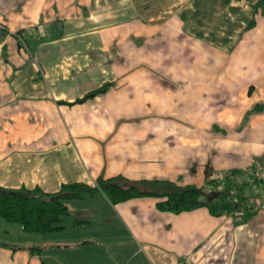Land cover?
I'll list each match as a JSON object with an SVG mask.
<instances>
[{
  "label": "crops",
  "instance_id": "crops-1",
  "mask_svg": "<svg viewBox=\"0 0 264 264\" xmlns=\"http://www.w3.org/2000/svg\"><path fill=\"white\" fill-rule=\"evenodd\" d=\"M203 2L0 0V187L56 194L123 176L200 189L234 171L261 197L255 214L214 208L219 182L201 199L218 214L97 193L70 201L54 233L0 219V264H264V111L247 115L264 105V61L237 73L251 90L240 105L233 72L198 38L209 18L188 22Z\"/></svg>",
  "mask_w": 264,
  "mask_h": 264
},
{
  "label": "trees",
  "instance_id": "trees-1",
  "mask_svg": "<svg viewBox=\"0 0 264 264\" xmlns=\"http://www.w3.org/2000/svg\"><path fill=\"white\" fill-rule=\"evenodd\" d=\"M255 9L264 11V0H259ZM255 23V20L251 19L248 29L252 28ZM17 36L22 41H25L20 33ZM102 91H94L91 95L85 97V99ZM262 111H264V105H257L247 115L250 116L253 113ZM262 164L263 161L260 159L255 162L254 168L257 165L262 166ZM209 171L210 169H208ZM235 173L234 171L228 172L223 178L225 182L227 181L228 184L236 188L234 194L227 191L225 196L230 199L233 195L232 203L234 204V209H244V212H246L245 218L247 219L255 214L252 207L247 205L249 199L246 195L248 183L239 185L231 183L230 177ZM254 181L258 183L260 180L256 181L254 179ZM212 183L216 184V181L206 182V187L210 188L209 184ZM206 187L200 189L195 186L180 187L168 181H132L123 176L107 179L101 176L96 180L95 186L83 183L66 184L56 194H46L37 188L33 190L26 188L10 190L0 187V219L8 223L18 224L26 233L46 235L62 230L64 220L70 213L67 204L70 201L82 200L86 196L103 193L113 205L136 198L152 197L159 199L156 205L158 210L180 214L205 205L211 207L210 203H204L201 200L202 197L211 194V188L208 191ZM211 212L214 214L219 213L212 207ZM82 224L76 223L77 226H81ZM13 249L20 250L24 248L13 247ZM44 249L42 247H32L28 250L31 255L41 257ZM42 264L45 263L42 262Z\"/></svg>",
  "mask_w": 264,
  "mask_h": 264
},
{
  "label": "rangeland",
  "instance_id": "rangeland-1",
  "mask_svg": "<svg viewBox=\"0 0 264 264\" xmlns=\"http://www.w3.org/2000/svg\"><path fill=\"white\" fill-rule=\"evenodd\" d=\"M152 6H156V4ZM154 10L157 11L153 12L154 15L160 12L157 9ZM251 12L252 6L249 0L238 2L236 9L224 5L223 0H204L202 7L197 11L198 14L188 20L190 24L197 26L206 16L209 18L198 38L208 50V54L210 50L219 53L216 59L227 66V68L224 67L222 69V72H233L230 75L236 78L237 102L245 107L249 106L251 90H249V86L244 85L241 75H237V73L240 70L245 73L246 70V74H249L251 68H257L264 61V50L261 47V42L264 39V15L262 11L257 13L255 25L248 29ZM157 22L160 23L162 21L158 20ZM185 22L188 23L187 21ZM249 179V175L242 174L230 178V181L234 185H239L249 182ZM214 181L219 182L218 189L215 192H219L220 197L216 199L213 197V193L210 194V197H213L210 199L212 206L218 210L232 207L234 204L225 196V193L229 191L234 194L236 192L235 186L233 187L218 176L215 177ZM246 195L249 198L248 206H251L254 201H260L261 199L255 188H248Z\"/></svg>",
  "mask_w": 264,
  "mask_h": 264
}]
</instances>
